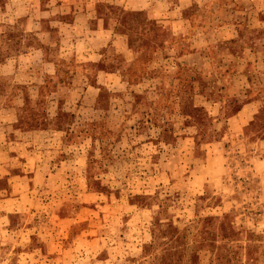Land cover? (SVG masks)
I'll list each match as a JSON object with an SVG mask.
<instances>
[{
  "label": "rangeland",
  "instance_id": "374dc122",
  "mask_svg": "<svg viewBox=\"0 0 264 264\" xmlns=\"http://www.w3.org/2000/svg\"><path fill=\"white\" fill-rule=\"evenodd\" d=\"M0 264H264V0H0Z\"/></svg>",
  "mask_w": 264,
  "mask_h": 264
},
{
  "label": "trees",
  "instance_id": "16d2710c",
  "mask_svg": "<svg viewBox=\"0 0 264 264\" xmlns=\"http://www.w3.org/2000/svg\"><path fill=\"white\" fill-rule=\"evenodd\" d=\"M39 118V119H38ZM50 121H52V119H47V117H43V116H40V115H37L35 117H30V114L27 115V121L26 122V125L28 126H34V128L38 127V126H47L49 125ZM42 127V128H43Z\"/></svg>",
  "mask_w": 264,
  "mask_h": 264
},
{
  "label": "crops",
  "instance_id": "0c3cea01",
  "mask_svg": "<svg viewBox=\"0 0 264 264\" xmlns=\"http://www.w3.org/2000/svg\"><path fill=\"white\" fill-rule=\"evenodd\" d=\"M100 1H102V0H100ZM103 1H107V0H103ZM109 2H111V0H109ZM146 10H147L148 12L150 11V13H151V12H153V11L155 10V7L152 6V5H150L149 7H146ZM234 124H235V123H234ZM257 159H258V157H257ZM260 162H261V160L258 159V163H259V164H261Z\"/></svg>",
  "mask_w": 264,
  "mask_h": 264
}]
</instances>
